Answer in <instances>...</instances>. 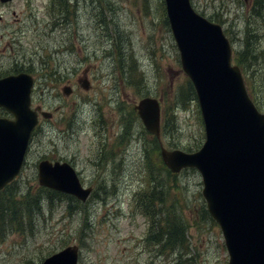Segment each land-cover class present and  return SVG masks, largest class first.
<instances>
[{"label":"rangeland","instance_id":"374dc122","mask_svg":"<svg viewBox=\"0 0 264 264\" xmlns=\"http://www.w3.org/2000/svg\"><path fill=\"white\" fill-rule=\"evenodd\" d=\"M50 2H0V76L29 65L36 78L34 104L53 112L62 106L41 120L21 175L0 191V264H41L71 244L80 247L79 264H228L201 174L195 168L173 173L161 155L162 147L195 152L206 139L198 100L181 101L189 76L164 0H68L69 15L63 0H56L54 11ZM252 3L192 0L197 12L220 20L241 62L253 71L258 89L248 90L264 112V8L256 12ZM65 16L66 32L55 30L51 24ZM247 35L254 58L243 55ZM82 78L90 80L89 89ZM68 85L71 95L63 92ZM148 96L162 104L157 149L135 109ZM6 113L0 109V116ZM100 134L110 144L116 140L104 163ZM42 159L72 163L93 194L84 202L55 196L50 204L52 189L38 179ZM166 187L170 193L164 196ZM38 197L39 207L33 205ZM4 205L9 210L3 215ZM183 220L188 239L179 248L168 238L155 241L159 221Z\"/></svg>","mask_w":264,"mask_h":264},{"label":"water","instance_id":"95a60500","mask_svg":"<svg viewBox=\"0 0 264 264\" xmlns=\"http://www.w3.org/2000/svg\"><path fill=\"white\" fill-rule=\"evenodd\" d=\"M6 2L8 0H1ZM182 68L197 94L206 139L195 152L161 148L171 171L196 168L202 177L207 209L221 227L229 264H264V113L250 97L240 66L232 64V46L223 26L197 12L192 0H164ZM249 2L250 0H244ZM81 85L90 88L88 78ZM33 77L20 72L0 78V190L21 171L39 112L32 105ZM72 93L71 86L63 89ZM146 129L161 134V103L144 97L135 107ZM39 183L86 201L84 187L68 162L41 160ZM79 247L70 245L42 264H78Z\"/></svg>","mask_w":264,"mask_h":264},{"label":"trees","instance_id":"16d2710c","mask_svg":"<svg viewBox=\"0 0 264 264\" xmlns=\"http://www.w3.org/2000/svg\"><path fill=\"white\" fill-rule=\"evenodd\" d=\"M65 3H66V6L63 8L64 10H65V12H66V14L67 15H69L70 13H71V7H72V5H70L69 6V4H68V0H63ZM55 4H56V0H51V2H50V5L52 6V8H53V11H54V8H55ZM252 5L254 6V8H255V10H256V12H258L259 10H263V8H264V0H253V3H252ZM74 6H76V3L74 4ZM67 8V9H66ZM258 10V11H257ZM67 17L68 16H65L64 18H62L61 20H58L57 22L55 21V22H53L52 24H51V26H55V25H57L60 21H62V20H64V19H67ZM211 17V16H210ZM209 17V19H211V20H213V21H216V22H220V20L219 19H217V18H214V17H211L210 18ZM249 37H248V35H247V37H246V39H245V41H244V46H246V50L244 51V53H243V55L245 56V57H248V58H254V56L256 55L255 53H252V52H250V50H249ZM122 53H123V50H122ZM240 56H241V53L239 52V51H236V63H238L241 67H242V69H243V71H245V73H246V77H247V80H248V85H249V87L251 88V89H254V90H256V88L258 89V87H257V83L255 82V78L253 77L254 76V74H253V71H251L250 69H249V67H248V65H246L245 63H243V62H241V60H240ZM30 69H31V67L28 65V67H23L21 70H18V71H30ZM257 93V92H256ZM258 94V93H257ZM181 95H182V100L181 101H184V100H189V98L188 97H190V96H194V98L192 99V100H190L189 101V103L191 102V101H194V100H196L197 101V94H196V91H195V88H194V86H193V84H192V82L190 81V79L188 80V90H187V92L185 91V90H182L181 91ZM256 100V99H255ZM257 100L258 101H260L259 100V98H258V96H257ZM257 102V101H256ZM169 112V110L167 109V113ZM167 119H170V117H167ZM166 123V122H165ZM163 125H164V122H163ZM151 143L154 145V147L153 148H155V149H157V144H158V142H156V136H152V140H151ZM172 173V172H171ZM174 176H176V174L174 175ZM173 187H175V189H176V186L175 185H173ZM50 192H51V195L50 196H52V198L50 199V204H53L54 203V198H55V196H58L59 198H62V197H66L64 194H62V193H60V192H57V191H54V190H50ZM165 193V194H164ZM170 193V191H169V187H166L164 190H163V194H164V196L166 195H168ZM49 196V197H50ZM6 196H3L2 198H5ZM42 197V196H41ZM41 197H38V199L36 200V202L33 204V203H31V204H33L34 206H37V207H39V205H38V201L40 200V198ZM153 197H155V200H157V198H158V195L155 193V194H153ZM158 199H160V198H158ZM161 200V199H160ZM31 204H29L28 205V212H30L31 211V209H32V205ZM204 205H205V203H204ZM6 208L3 210L4 211V213H3V215L9 210V208H7L8 207V205H4ZM173 208V207H172ZM203 209H204V207H203ZM173 210H174V208H173ZM146 213V212H145ZM148 213H150L149 211H148ZM174 213H176V211L174 210ZM204 213L206 214L207 213V210H205L204 209ZM147 214V213H146ZM148 215V214H147ZM149 216V215H148ZM166 217V214L165 213H163L162 215H161V218L162 219H164ZM178 219H180V218H178ZM2 221L0 220V225H2ZM168 227V228H167ZM150 228H151V226H150ZM153 232H154V234H156L155 236H153L154 238H155V241L156 242H158V243H161V241L163 242V241H166V239L168 238L169 240H170V243H172L173 245H174V248L175 247H180V245L182 244V242H184V241H186V238H187V232H188V224L186 223V221L185 220H183L182 222H178V221H172V222H170V221H168V223H164V224H161L160 223V221H159V224H158V226H157V228H154V226H153ZM166 234V235H165ZM188 239V238H187ZM190 241V240H189ZM164 243V242H163ZM166 245V244H165ZM181 259V256H178V260H180ZM180 262H177V264H179Z\"/></svg>","mask_w":264,"mask_h":264},{"label":"flooded vegetation","instance_id":"af4514ba","mask_svg":"<svg viewBox=\"0 0 264 264\" xmlns=\"http://www.w3.org/2000/svg\"><path fill=\"white\" fill-rule=\"evenodd\" d=\"M66 22L68 23L69 21H68L67 19H64V20L60 21L57 25L54 26V29H55V30L58 29L57 31L66 32V26L68 25V24L65 25ZM70 27H74V25H73V21H72ZM99 28L101 29L102 26H99ZM61 107H62L61 105L57 106L55 111H56V112L59 111ZM100 137H101L102 139H104V142H105L104 147L102 148L101 153H100V155H101V160H102L101 162L104 163L105 160H107V159L109 158V156H110L111 154H113V151H115L116 140H115L114 143L110 144V143L107 142V139H109V137H108L107 135L104 136L103 134H100ZM107 150H108V151H107ZM115 155H116V154H115Z\"/></svg>","mask_w":264,"mask_h":264}]
</instances>
